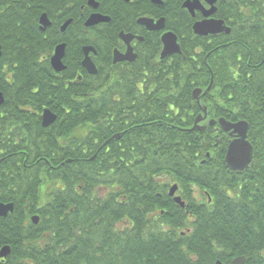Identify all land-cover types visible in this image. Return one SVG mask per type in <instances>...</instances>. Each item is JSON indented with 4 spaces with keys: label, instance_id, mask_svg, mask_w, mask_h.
<instances>
[{
    "label": "trees",
    "instance_id": "trees-1",
    "mask_svg": "<svg viewBox=\"0 0 264 264\" xmlns=\"http://www.w3.org/2000/svg\"><path fill=\"white\" fill-rule=\"evenodd\" d=\"M87 1L0 0V203L14 205L0 219V249L10 248L0 264H231L239 257L264 264V0H219L214 18L230 34L208 38L192 34L185 0L161 7L134 0L140 13L166 17L181 54L152 63V73L140 65L128 78L111 74L113 85L138 79L146 86L137 94L146 109L140 115L155 123L150 133L131 130L106 147L125 122L117 89L106 88L99 71L55 75L48 64L62 22L73 20L63 41L72 29L82 40ZM43 13L53 27L40 33ZM103 30L92 28L86 44L116 38L118 30ZM74 43L73 57L83 44ZM211 78L197 105L192 91H205ZM202 107L211 120L248 124L252 167L229 171L230 138L217 126L191 130ZM45 108L56 121L43 129ZM173 184L184 209L167 196Z\"/></svg>",
    "mask_w": 264,
    "mask_h": 264
},
{
    "label": "flooded vegetation",
    "instance_id": "flooded-vegetation-1",
    "mask_svg": "<svg viewBox=\"0 0 264 264\" xmlns=\"http://www.w3.org/2000/svg\"><path fill=\"white\" fill-rule=\"evenodd\" d=\"M110 0H103V2H97L98 7L96 10H94L92 7L87 6V3L85 4V9L84 7H81V11H85L83 14H79V20L81 21V27L83 28L81 32V38H76L74 35L75 30H71V33L66 35L65 41L62 40V35L68 32L69 27L71 24L63 31L61 32L60 28L62 25L68 20H65L62 22L60 25H58L56 28L57 30L55 33L60 35L57 37L56 40V45L53 48V51L51 52L50 56L48 57V64L50 66V57L52 56L54 49L57 46L64 45V55L62 58V65L65 66V72L67 69H72L74 67H78L80 71L85 75H88L86 70L82 67V60H83V48L87 46H91L90 43L92 39V28L99 27L100 29H104L103 32L110 33L112 32L114 34V30H118L116 33V38L113 37H108L104 36L100 42L99 45L96 47H93L96 51V54H90V60L93 63V65L96 67V69L103 73L104 78H108L105 80L106 88H116L117 89V100L115 103H117L120 107V121H125L122 126L119 127V132L117 133L119 135V138L116 140H123L124 136L129 133L131 130H138L140 132H152L153 128V123L155 121L152 118H149L148 116L145 115H140L141 113H145L146 109H141L139 108L140 101L137 99V94H143L144 89L146 86L138 81V79H135L136 81L134 83H123V82H118V84H112L110 83L111 80L114 79V76L112 78V73H117L118 77H122V75L125 76V78H128L130 75V70L135 69V71L139 70L138 66L142 65V71L143 73H146L147 70H149L150 73L153 72V67L152 63L154 64L155 62H164L168 59H170L173 55L170 57H167L164 60H160V53L162 50V45H161V36L164 33L171 32L167 28V19L165 16L162 15H157V14H142L140 13V6H138L134 0H119V3H116V7L114 6L115 3H110ZM103 4V5H102ZM158 6V5H157ZM111 15H110V14ZM92 14H99L102 15L103 17H108L110 18V21L107 23H101L98 24L97 26H94L92 28H86L85 27V22L86 20L92 15ZM196 15H199L198 17L199 20H196ZM146 18L149 20H152L154 22H157L160 19L164 20V28L160 31H148L144 26L140 25L138 23L139 19ZM202 20V17L199 13H196L194 18H193V23L196 21ZM73 21V20H72ZM114 23L113 26H116L115 28L110 29L111 23ZM53 23L51 22L50 26L47 29H50ZM56 25V24H55ZM191 25V27H192ZM46 29V30H47ZM45 30V32H46ZM40 33H45L41 32L39 28ZM123 33L124 35L130 36L131 40L127 43L124 40L120 38V34ZM178 38V37H177ZM74 41H78L80 43H83L80 45V54H75L74 57L72 54L69 52L70 49H72L71 45L75 46ZM178 43H179V38H178ZM180 44V43H179ZM158 48V53H157V58L152 59V52L150 50L155 49L153 47ZM98 50V51H97ZM130 50V52H129ZM129 52L128 58L124 59V56L126 53ZM104 54V55H102ZM71 56V57H70ZM76 56V57H75ZM81 56V57H78ZM118 60V62H114V59ZM131 59V60H129ZM147 65H150V67H147ZM52 70V69H51ZM52 72L55 75H60L61 73H56L52 70ZM82 76V75H80ZM8 77H6L7 79ZM78 80L80 81V77H78ZM72 82L71 80H68L67 83ZM138 91V92H137ZM136 92V93H132ZM132 93L134 97H136L133 100H129L128 103L125 97L129 96V94ZM203 97V96H202ZM128 100V99H127ZM145 102V101H143ZM203 108V107H202ZM108 114V112H107ZM142 116V117H140ZM108 117L106 119V122H108ZM141 118V119H140ZM131 120V122H129ZM139 120H141L142 124L139 123ZM169 120V116H165L164 122L166 123ZM210 119L208 116L205 119V123H208ZM158 122H161V120H158ZM203 122V123H204ZM200 124V125H203ZM237 122H234L232 124H235ZM108 125V124H107ZM248 128V127H247ZM167 129H170V125L167 124ZM218 130V128L216 129ZM248 132V129H247ZM116 134V135H117ZM228 137L230 138V141L233 140V137H231L228 133H226ZM109 141H106V144L104 145L105 147L107 146ZM121 145V144H120ZM119 145V146H120ZM103 146V147H104ZM10 151L8 150L5 159L6 161H10V158L12 154L9 153ZM252 167V164L249 166ZM169 192V191H168ZM178 194V191H177ZM175 194V195H177ZM169 198V197H168ZM173 200L172 198H169ZM4 260L0 259V263H3Z\"/></svg>",
    "mask_w": 264,
    "mask_h": 264
},
{
    "label": "water",
    "instance_id": "water-1",
    "mask_svg": "<svg viewBox=\"0 0 264 264\" xmlns=\"http://www.w3.org/2000/svg\"><path fill=\"white\" fill-rule=\"evenodd\" d=\"M154 5H162L161 0H150ZM219 0H203L201 3L199 0H186L182 4V8L185 9L190 16L193 18L196 12H199L203 19L201 21L195 22L192 26V33L198 37H213L217 35H229L230 28L227 27L222 20H218L213 18V15L216 13V4ZM205 4L208 6V9L204 7ZM87 6L92 7L94 10L97 9L98 4L95 3L94 0H88ZM110 19L103 17L99 14H92L85 22V27L90 28L96 26L100 23H107ZM71 23V20L66 21L62 27L60 28L61 32H63ZM138 23L144 26L148 31H160L164 28V20L160 19L157 22L152 20L142 18L139 19ZM39 28L41 32H44L47 27L50 26V22L46 16V14H42L38 21ZM120 38L125 42H129L131 40L130 36L124 35L123 33L120 34ZM161 45L162 50L160 53V60H164L167 57L177 55L181 53L180 46L178 44V39L172 32H167L161 36ZM130 52V50H129ZM129 52L126 53L124 59L128 58ZM84 58L82 61V67L87 71L89 75H97V70L93 63L90 60L89 55H95V50L92 47H84L83 48ZM1 55V53H0ZM64 55V45L57 46L54 49L53 55L50 58V65L51 68L56 73L62 72L65 67L62 65V58ZM131 60V59H129ZM114 62H118V60L114 59ZM212 84V79L210 81V85L207 87L206 92L210 89ZM202 94L201 89H195L192 92V98L195 100L197 104H199L200 96ZM4 103V99L2 94L0 93V106ZM206 118V109L203 108L201 110V114L195 119L193 127L191 130L203 132L206 129V126H200L199 124L203 122ZM56 120L54 114H52L48 109H44L42 111L40 121L41 127L46 129L51 126ZM218 124L219 128L224 132L228 133L233 140L229 143L226 154H225V164L226 167L233 172H241L246 170L252 162V147L247 141V124L245 122H238L235 124L229 123L223 119H219L216 121H209L207 126H214ZM119 135L114 136L112 139H118ZM94 157L91 158L93 160ZM69 163V161H67ZM177 186L173 185L168 192L169 197L173 198L175 204L179 207L184 208V203L181 201L179 197H175V193L177 191ZM14 211V206L12 203L9 204H2L0 203V219H5L8 215H11ZM39 221L38 216H34L31 218V222L33 225H37ZM10 254V248L5 246L0 249V259H6ZM245 258L239 257L232 261L231 264H244ZM215 264H222L217 262Z\"/></svg>",
    "mask_w": 264,
    "mask_h": 264
},
{
    "label": "rangeland",
    "instance_id": "rangeland-1",
    "mask_svg": "<svg viewBox=\"0 0 264 264\" xmlns=\"http://www.w3.org/2000/svg\"><path fill=\"white\" fill-rule=\"evenodd\" d=\"M194 196H197V190H195ZM119 228H122V226H119Z\"/></svg>",
    "mask_w": 264,
    "mask_h": 264
}]
</instances>
